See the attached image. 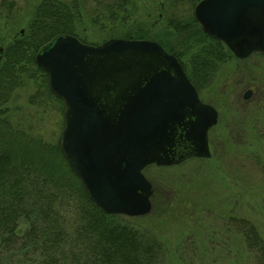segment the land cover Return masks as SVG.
Masks as SVG:
<instances>
[{"label":"rangeland","instance_id":"1","mask_svg":"<svg viewBox=\"0 0 264 264\" xmlns=\"http://www.w3.org/2000/svg\"><path fill=\"white\" fill-rule=\"evenodd\" d=\"M45 1L0 0V59L9 45L28 37L35 12ZM60 1L59 23L65 25L72 18L75 37L85 44L97 46L111 39L160 41L169 50L180 51L194 72L198 50L207 46L197 28L178 31L180 20L195 16L199 3L195 6L194 0ZM67 8L72 13L69 17ZM219 61L212 65L207 80H199L200 99L220 114L209 132L211 158H191L171 167L152 165L144 171L154 187L151 213L117 215L156 236L168 250L164 264H255L239 233L238 218L264 237V55ZM40 89L39 79L26 80L13 93L6 114L13 122L23 123L29 134L56 144L64 130V105ZM249 90L252 95L245 99ZM38 94L43 96L34 105L31 98ZM241 120L254 122L250 132L246 122L234 132L237 127L233 126ZM239 131L242 137L232 139ZM227 137L239 149L233 147L229 153ZM246 139L252 141L251 149L244 144Z\"/></svg>","mask_w":264,"mask_h":264},{"label":"water","instance_id":"2","mask_svg":"<svg viewBox=\"0 0 264 264\" xmlns=\"http://www.w3.org/2000/svg\"><path fill=\"white\" fill-rule=\"evenodd\" d=\"M195 18L236 58L264 55V0H203ZM36 64L64 103L61 151L104 213L150 214L154 187L146 168L211 158L209 132L219 112L159 43L111 39L96 46L59 35Z\"/></svg>","mask_w":264,"mask_h":264},{"label":"trees","instance_id":"3","mask_svg":"<svg viewBox=\"0 0 264 264\" xmlns=\"http://www.w3.org/2000/svg\"><path fill=\"white\" fill-rule=\"evenodd\" d=\"M201 1L194 0L195 6ZM45 2L35 12L28 37L9 45L0 59V264H164L168 250L152 232L122 221L121 216L105 214L94 204L64 157L60 141L51 144L33 136L23 123L13 122L6 114L13 93L25 86L26 80L39 79L40 93L64 105L52 94L49 77L36 64V56L55 37L75 36L76 31L72 18L60 24V0ZM71 15L67 8L66 17ZM177 26L180 32L197 28L200 39L207 43L198 50L201 53L196 57L195 72L180 51L158 43L177 57L200 92L199 80H207L219 60L235 57L226 45L203 32L195 16L180 20ZM43 33L48 35L39 40L37 36ZM41 96H32L31 103L35 105ZM244 122H236L234 132L245 126L250 132L249 125L255 121ZM232 135V139L242 137L240 131ZM226 142L229 153L233 147L239 149L230 138ZM244 144L251 149L252 141L246 139ZM238 219L248 252L255 264H264V237L247 220Z\"/></svg>","mask_w":264,"mask_h":264},{"label":"flooded vegetation","instance_id":"4","mask_svg":"<svg viewBox=\"0 0 264 264\" xmlns=\"http://www.w3.org/2000/svg\"><path fill=\"white\" fill-rule=\"evenodd\" d=\"M22 33H24V32H22ZM125 40H127V39H125ZM198 93H199V91H198ZM199 96H200V94H199ZM204 102V101H203ZM219 117H220V114H219Z\"/></svg>","mask_w":264,"mask_h":264}]
</instances>
